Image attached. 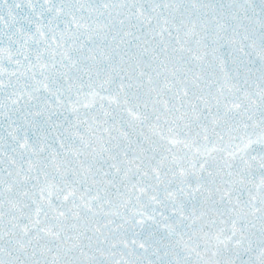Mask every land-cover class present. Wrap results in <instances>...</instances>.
Here are the masks:
<instances>
[{"label":"snow or ice","instance_id":"snow-or-ice-1","mask_svg":"<svg viewBox=\"0 0 264 264\" xmlns=\"http://www.w3.org/2000/svg\"><path fill=\"white\" fill-rule=\"evenodd\" d=\"M0 264H264V0H0Z\"/></svg>","mask_w":264,"mask_h":264}]
</instances>
